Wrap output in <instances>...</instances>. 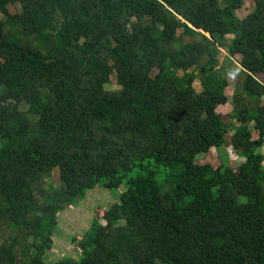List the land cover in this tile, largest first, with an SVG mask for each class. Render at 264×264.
Segmentation results:
<instances>
[{
  "label": "trees",
  "instance_id": "trees-1",
  "mask_svg": "<svg viewBox=\"0 0 264 264\" xmlns=\"http://www.w3.org/2000/svg\"><path fill=\"white\" fill-rule=\"evenodd\" d=\"M251 1L239 18L244 0H0V264H264V0ZM229 66L231 127L217 111ZM223 145L239 165L214 156ZM96 187L118 201L73 238L79 257L47 263L58 213Z\"/></svg>",
  "mask_w": 264,
  "mask_h": 264
},
{
  "label": "rangeland",
  "instance_id": "rangeland-1",
  "mask_svg": "<svg viewBox=\"0 0 264 264\" xmlns=\"http://www.w3.org/2000/svg\"><path fill=\"white\" fill-rule=\"evenodd\" d=\"M253 9V2L251 0H244V4L241 9L236 11V15L239 18L244 17L248 12ZM231 36L224 38V44L226 45ZM187 40V37L184 38ZM217 60L220 65L227 66L231 58L228 57L227 48L222 46L218 48ZM234 63L239 66V60L235 57L233 58ZM219 65V66H220ZM219 67L215 68V71H219ZM174 72L178 76H182L184 71L180 69H174ZM217 72H214L215 74ZM187 73H193L196 79L193 81L192 86L199 92L202 90L200 83L201 73L195 69L190 68ZM223 77L228 81L227 87L224 89V93L227 96V102L225 104L219 105L217 111L224 117L229 127L236 125V118L234 114V103L232 100V94L234 90V84L240 80V75L236 74L233 69L228 67V71L222 74ZM108 90H116L119 86L114 80H111L105 85ZM220 148H214L213 154L215 157H227L226 163L228 162L231 166L239 165L241 159L232 152L231 147L224 146ZM219 150V151H218ZM225 154V155H224ZM232 160H231V158ZM230 160V161H229ZM58 170L55 169L52 176L46 179V185H53L55 187L59 186ZM121 191L108 190L100 187H96L86 193V195L77 199L75 203L70 206L65 207L58 213V224L53 235V246L46 252L44 259L47 263L55 262L60 258L72 256L73 258L79 257L80 253L76 247L74 239H79L81 235L90 227L91 221L94 217L95 212H104L108 207L114 202L118 201L119 193Z\"/></svg>",
  "mask_w": 264,
  "mask_h": 264
},
{
  "label": "crops",
  "instance_id": "crops-1",
  "mask_svg": "<svg viewBox=\"0 0 264 264\" xmlns=\"http://www.w3.org/2000/svg\"><path fill=\"white\" fill-rule=\"evenodd\" d=\"M262 154H264V144H263V146L260 148V150H259ZM231 158V157H230ZM240 158V157H239ZM241 160H242V158H240ZM231 160H232V158H231ZM230 161V160H229ZM264 163V162H263Z\"/></svg>",
  "mask_w": 264,
  "mask_h": 264
}]
</instances>
